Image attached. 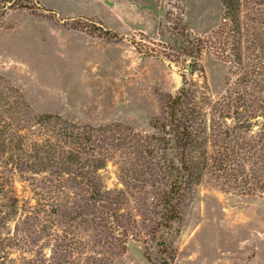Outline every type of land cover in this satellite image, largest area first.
I'll return each instance as SVG.
<instances>
[{"label":"rangeland","instance_id":"obj_1","mask_svg":"<svg viewBox=\"0 0 264 264\" xmlns=\"http://www.w3.org/2000/svg\"><path fill=\"white\" fill-rule=\"evenodd\" d=\"M64 1L18 0L33 12L13 7L0 15V90H16L30 115L118 125L136 141L155 134L152 120L182 81L175 64L135 45H171L175 32L183 42L185 27L207 35L220 22L221 0H113L114 10L76 17L56 9ZM201 65L218 99L228 64L205 51ZM190 79L202 82L197 74ZM111 142L113 158L99 171L105 201L97 204L82 190L61 192L45 174L22 175L8 154L0 158L3 264H264V197L202 182L180 204V219H171L177 214L159 205L157 183L137 170L121 180L118 166L136 156Z\"/></svg>","mask_w":264,"mask_h":264},{"label":"trees","instance_id":"obj_2","mask_svg":"<svg viewBox=\"0 0 264 264\" xmlns=\"http://www.w3.org/2000/svg\"><path fill=\"white\" fill-rule=\"evenodd\" d=\"M17 1L3 0L0 15L13 7L33 12ZM221 4L220 22L205 36L185 27L183 42L175 32L171 45H135L145 55L175 64L182 81L164 99L162 117L152 120L155 134L139 135L136 141L131 129L118 125H76L57 115H30L16 90L6 88L0 90V158L8 154L22 175L45 174L61 192L82 190L97 204L106 194L99 171L113 158L111 141L117 142L118 150L124 147L127 156H136L118 166L121 180L137 170L152 187L157 183L159 205L177 214L171 219H180V204L202 182L224 192L264 197V0ZM171 29L176 31V25ZM205 51L228 64L225 91L215 100L201 65ZM195 74L202 82L190 79Z\"/></svg>","mask_w":264,"mask_h":264},{"label":"crops","instance_id":"obj_3","mask_svg":"<svg viewBox=\"0 0 264 264\" xmlns=\"http://www.w3.org/2000/svg\"><path fill=\"white\" fill-rule=\"evenodd\" d=\"M112 1H102V0H67L63 3L56 2V9H60V13L64 16L68 17H76V16H92L96 11L103 9L102 7H107L108 9L114 10V6L112 5Z\"/></svg>","mask_w":264,"mask_h":264}]
</instances>
